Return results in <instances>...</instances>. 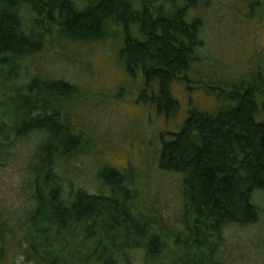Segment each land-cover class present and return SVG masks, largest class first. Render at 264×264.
<instances>
[{"label": "trees", "instance_id": "1", "mask_svg": "<svg viewBox=\"0 0 264 264\" xmlns=\"http://www.w3.org/2000/svg\"><path fill=\"white\" fill-rule=\"evenodd\" d=\"M241 1L246 22L264 25V0ZM207 4L0 0V171L10 163L20 168L12 196L0 197V264L16 257L32 264H210L225 244L224 228L258 222L264 50L234 75L202 58L199 9ZM23 5L36 15L28 30L18 13ZM117 37L119 65L157 114L175 111V81L216 99L214 110L190 109L177 132L161 136L158 170L183 179L181 226L167 233L162 218L138 207L129 171L99 168L107 193L89 194L74 182L71 165L91 149L69 110L78 89L40 69L49 48Z\"/></svg>", "mask_w": 264, "mask_h": 264}, {"label": "rangeland", "instance_id": "2", "mask_svg": "<svg viewBox=\"0 0 264 264\" xmlns=\"http://www.w3.org/2000/svg\"><path fill=\"white\" fill-rule=\"evenodd\" d=\"M243 3L208 0L207 6L199 9L204 23L203 47L198 53L213 66L227 68L229 75L248 68L254 55L264 50V25L246 22L242 15L247 12ZM18 13L23 27L31 28L36 19L34 12L23 5ZM118 37L100 43H66L63 47L49 48L39 59L40 69L78 89V95L69 102V110L73 123L84 132L91 149L71 165L69 171L74 182L89 194L107 193L96 177L98 169L110 166L129 171L132 185L138 191V207L144 213L162 218L167 233V229L179 223L183 179L158 170L161 136L167 140V132H177L190 109L214 110L216 99L198 89L195 83L187 89L175 81L170 85L177 103L175 111L167 116L157 114L153 106L139 99L140 90L119 65ZM19 176V164L10 163L1 169L0 197L5 198L2 200L12 196V185L19 181ZM258 205L261 209L258 222L247 227L224 228L225 244L210 264H264V194ZM7 264L32 263L16 257Z\"/></svg>", "mask_w": 264, "mask_h": 264}]
</instances>
